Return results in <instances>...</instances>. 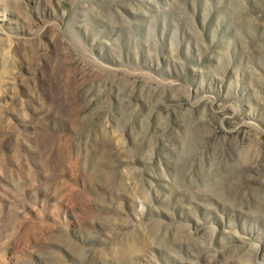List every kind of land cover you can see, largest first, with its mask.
Instances as JSON below:
<instances>
[{
  "label": "rangeland",
  "instance_id": "374dc122",
  "mask_svg": "<svg viewBox=\"0 0 264 264\" xmlns=\"http://www.w3.org/2000/svg\"><path fill=\"white\" fill-rule=\"evenodd\" d=\"M0 264H264V0H0Z\"/></svg>",
  "mask_w": 264,
  "mask_h": 264
}]
</instances>
